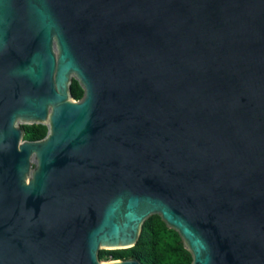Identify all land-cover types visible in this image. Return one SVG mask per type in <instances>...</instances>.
<instances>
[{"label":"water","instance_id":"obj_1","mask_svg":"<svg viewBox=\"0 0 264 264\" xmlns=\"http://www.w3.org/2000/svg\"><path fill=\"white\" fill-rule=\"evenodd\" d=\"M152 216L264 264V0H0V264H142L99 253Z\"/></svg>","mask_w":264,"mask_h":264},{"label":"trees","instance_id":"obj_2","mask_svg":"<svg viewBox=\"0 0 264 264\" xmlns=\"http://www.w3.org/2000/svg\"><path fill=\"white\" fill-rule=\"evenodd\" d=\"M75 100L81 99L83 90L75 81L71 85ZM25 140L38 141L44 138L48 128L44 125L24 126ZM99 259L104 262L115 260H139L142 264H192V254L185 248L181 236L170 229L160 216L145 221L137 245L122 250H101Z\"/></svg>","mask_w":264,"mask_h":264},{"label":"flooded vegetation","instance_id":"obj_3","mask_svg":"<svg viewBox=\"0 0 264 264\" xmlns=\"http://www.w3.org/2000/svg\"><path fill=\"white\" fill-rule=\"evenodd\" d=\"M77 82L78 83V85H79V87L83 90V96L81 97V99H79V100H76V101H81L83 98H84V95H85V90H84V88L81 86V84H80V82L74 77L73 79H72V84H73V82ZM71 84V85H72ZM34 125H37V124H34ZM34 125H21V128L23 129V127L24 126H34ZM45 126V125H44ZM47 127V126H46ZM23 131H24V129H23ZM48 133V132H47ZM47 135V134H46ZM25 137V135L23 136V138ZM46 137V136H45ZM44 137V138H45ZM44 138H42V139H44ZM24 140H25V138H24ZM41 140V139H40Z\"/></svg>","mask_w":264,"mask_h":264}]
</instances>
